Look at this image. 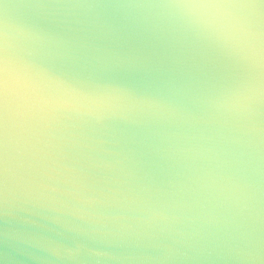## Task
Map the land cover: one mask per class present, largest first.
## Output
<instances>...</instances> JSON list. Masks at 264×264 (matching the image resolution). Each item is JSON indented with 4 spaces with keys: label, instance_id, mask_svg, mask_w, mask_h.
Here are the masks:
<instances>
[{
    "label": "snow or ice",
    "instance_id": "1",
    "mask_svg": "<svg viewBox=\"0 0 264 264\" xmlns=\"http://www.w3.org/2000/svg\"><path fill=\"white\" fill-rule=\"evenodd\" d=\"M0 264H264V0H0Z\"/></svg>",
    "mask_w": 264,
    "mask_h": 264
}]
</instances>
